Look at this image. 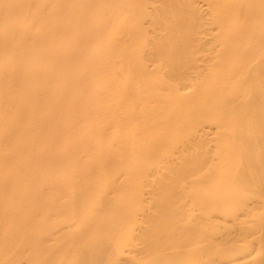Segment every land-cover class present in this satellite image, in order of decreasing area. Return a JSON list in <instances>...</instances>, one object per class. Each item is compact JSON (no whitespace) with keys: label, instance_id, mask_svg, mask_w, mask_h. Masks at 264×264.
<instances>
[{"label":"bare ground","instance_id":"1","mask_svg":"<svg viewBox=\"0 0 264 264\" xmlns=\"http://www.w3.org/2000/svg\"><path fill=\"white\" fill-rule=\"evenodd\" d=\"M12 1L13 0H0V19H1L0 23L3 24V26L0 28V50H1V53L5 49H6V51L12 52V56L10 58H3L0 56V69L2 67H4L6 69L4 72H0V109H2L1 117H5V116L9 115L12 109H16L17 115H20L23 112L33 113V111H31V109L29 110V108H31V107H29L30 102H33V101H34V103L39 102L41 107L44 106L43 101H45L44 99L46 97V95H45L46 93L35 88L36 87L35 82L37 83L38 77L40 75L43 76L42 70L41 69H30V68H32L38 64V61H36L33 58L34 55H38L40 58H48L49 57V53L48 52L45 53L44 49H42L41 51H39V50L41 49L42 43L44 41L50 40L51 36H50L49 32L52 33L54 31L53 28H57V30L58 29L60 30V27L58 28L59 25H57V27H56V23H55V27H53L52 30L49 26L47 29L41 28L40 31L38 32L37 36H36L33 32H31L32 25L30 23L28 25L27 23H22L23 20H18V19L12 18V16H11V9L13 7ZM22 1H23L24 10L25 11H31V13H32L29 20H32L33 22L38 21L37 24H39L41 26H45L44 22L47 18L46 17L47 13L45 12V9H46L45 0H22ZM50 1L52 2V0H50ZM107 1H109V2H107ZM107 1L106 2L108 3V7L106 6L107 5L106 3H105V6H104V3L102 5L101 0H92V4L96 5L94 7L96 9L98 8V6H100V7L104 6L103 9L99 8V11L101 9L100 12H105V11L110 12L109 10H112L111 11L112 12L111 18L113 19L112 20L113 23H110V22H112L111 20L110 21L107 20V22L109 21L108 22L109 26H108L106 24V22L104 21L107 16L104 18L103 15L98 13L99 15H101V16H99L97 14L99 17V21H101V22H98V21H97L98 23L95 22L97 24L95 26L96 27L99 26V27L96 28L95 30H93L95 28L94 27L91 30V32L94 31V33L95 34L97 33V35H101V33L103 35L105 34V41L107 40V42H108L107 43L108 49H109V51L113 50V54L111 53L112 54L111 56H109L110 53L107 55V56H109L108 58L111 60L110 61H109V59H106V60L108 61V63L111 62V64L113 65L112 66V65L108 64L107 66L108 67L109 66L110 67L115 66L113 69L112 68L111 69L115 70L116 72L115 71L113 72L110 69H108L109 71H107V73L109 75V77H107L108 82H109L108 83L109 86L107 85V87H108V89L110 88V93H107V96H108V94H109V96H115L114 94H116V95H118L120 102L119 103H118V101L116 102L118 109L115 108L112 104V107H114L115 109L118 110V111L115 110V112H117V114L114 111H112L113 108L110 107V108H112V110H111V112L109 111L110 109L108 110L110 113L108 112L109 116H107V117L108 118L111 117L114 119V121H112L114 123V125L112 124L114 127L117 124H129V125H131L132 133L130 132L128 137L125 136L123 138H118V137H116V135L113 131L110 132L111 134L108 132L110 135L108 133H107V135H109L110 138L113 139V141L116 140L117 143L128 144V148H127L125 153H123V154L118 153V155L117 154L115 155V153H114V156L110 155L108 153H105L103 155L100 154L98 160L100 161V158H102L103 159L102 163L104 162V159H105V162L107 161V163H111V162L117 161V159L120 157L122 160L120 162H118L116 165H113L114 171H115V169L128 171V170H130V166L133 165V167L137 166V168L138 169L140 168V170L141 169L144 170L145 168L147 169V167H148V169L146 171L148 173H151V175H153L154 171L151 172L152 171L151 168H153V167H159L160 168V166H158V164L156 166L157 161H159L158 158L160 159V157L163 156V154H164V157L166 156V154L171 156L172 154H170V152L175 151L174 149L176 147L174 146V149H173V147L170 145L169 141H167L169 143L168 147L170 146V148L173 151H170L168 153L167 151L163 152V150L161 149L163 153L161 152L162 154H159L161 156L157 157L158 154L155 152H158L159 148L157 149L155 146V143H157V140L151 134V132H152L151 128H154L155 126L157 127V124H159V125L164 124V122H166L165 124L169 125L170 121H168L167 119L173 120V118L174 119L177 118L178 114H179L177 112V110L179 109V106H182L181 104L184 103L188 106L186 107V105H184L185 107L182 106V108L184 107L185 109L186 108H188V109H186L187 111L184 113H182L183 111L180 110V112H181L180 114H183V116L181 115L182 117L180 116L181 117L180 119H182L181 122H183L184 125L187 126L186 127L187 131L191 129L190 131L192 133L189 132V133H187L188 135L186 134L188 137L185 136V137L179 139L178 144H181V147H182V150H179V151L180 152L182 151L184 153L185 149L188 150L191 147L193 149L194 147L197 146V148L199 147V149L201 147H205V149L203 148L204 150L200 149V151L203 152L202 154H204V152H206L205 154H207V149L209 151H211V150L213 151L214 149H216L215 148L216 145H215V147H212L213 149H210V147L208 146V142H210L211 140H215L213 142L223 141V142H221L222 143L221 145L226 144V150L227 151L224 150L225 146L221 147L219 142H218L219 144L218 143H215V144H218V147L220 148V150L222 148V150H224L225 152H229V153L222 152V150L220 151L219 148H217L220 152V154H218V151H217L218 157H219V155H222L219 158L223 157L220 160L223 161V159L227 160V158H228L230 160L232 158L233 159L235 158L234 159L235 161L239 160L240 162L236 161V163H234L235 161H233V159H232L231 160L232 162L230 161L231 162L230 166L228 165V162L226 163V166L227 167L229 166V168H231L230 169L231 173H230L228 171V168L224 167L225 161H223V163H222V165H223L222 167H224V169H223L221 167L220 163L217 164V161L214 160L216 162V164L211 165V166L209 165L210 167H213L214 168L213 169V168H210L208 166L209 162H208V164L206 163L207 162L206 160H208V159H206L207 155H204L206 157L205 158L204 156L201 157L202 154L201 155H197V154L193 155L192 154L193 157L195 156L194 158H191V156H189L190 158L187 157L190 160L194 159L193 160L194 162L192 164H191L192 160L190 162H188L189 159H187V163L190 166V168L188 165H187L188 167L185 164L184 165L186 166V169H191V170H189V172L192 171V172H190L191 174L193 173V171L196 172L193 175L194 176V180H193V179H191V177L193 178V176H191L189 174L190 177H188V176H186V174H184L182 172V170H183V171H187L185 173H188V170H184L185 168L183 167L182 163L183 162L185 163L186 160L185 161L182 160L180 155H179L180 158H178V157H176V158H178L177 162H180L179 163L180 166H178L177 162H175L173 164H175V165L177 164V166L179 167L178 169L182 172V175H184L183 178L180 177L182 175H180L181 172H179L178 169H175L176 171L175 170L174 171L175 172L178 171V173H179L178 176L180 178H182V180L183 179L187 180V179H185V176H186V178L192 180V181L189 180L190 182L188 181L189 182L188 186H189V184L192 186L191 187L189 186L190 189L188 187L187 191H186L187 184H186V186L183 185L187 182H182V185L184 187H186V188L183 187L185 189V192H182V193L183 194L185 193L184 195L190 193L189 195H191V197L196 196V198L188 199L189 195H187L186 199H185V196L183 195L181 200H183V199L189 200V201L193 200L192 201L193 204L192 203H190V204H192L194 206L195 205L194 199L199 200L197 197V193L202 188V185L201 186L199 185L200 181H201V184L203 182L204 183L206 182L205 183L206 187L210 186L209 185L210 182L208 181V179H207V181H208L207 182V181L203 180V177H201V176H203L202 171L205 170V169H203L204 166H208L209 168L208 167H206V168L209 169V171L211 170L210 175H209V172L207 171L208 174L205 173L204 176L208 175L206 177L210 178L211 176L213 177L214 174L216 175L213 177L212 180L210 179L212 185L214 183L212 181H214L215 179L217 180L219 178V179H221V182L223 180V184H225V182L230 181V178L233 175H236L235 178L236 177L238 178V176H239L240 181L238 182V180H236V179H234V180H236V182L239 183L240 185L237 184L233 180H231L232 182L230 181V183H234V185H235V187H237V189H241V190L243 189L244 190V191L243 190L242 191L233 190L234 187H232V186H234V185L231 184L230 189L232 188L233 194L230 195L231 192L230 193L226 192L225 193L226 196H222L223 195L222 194L221 197L217 199L215 197H216V195H219V194L216 193L218 190L217 189L215 190V188L219 187V186H216L217 184H220V183H217L220 181V180H218L214 184L215 187L211 185L212 187H209V189L207 187L206 188L207 190H205L206 192L208 190H210L209 191V194H210L211 189H212V191L214 189L212 196H215L214 197L215 199L211 198V196L208 197L209 196L208 194H207L208 196L205 195L206 192L204 190H202L201 193L199 194L200 196L199 195L198 196L201 197V194H203V193H204V195H202V197H201L202 199L200 198L201 199L200 202L198 201V203H199V204L197 203L198 206L195 205L196 210L197 209L200 210V213H198L199 210H197V214H196V215H198L199 218L197 217L198 218L197 219L196 217H193L192 221L197 220L195 223L193 222L194 223L193 225H191V224L189 225V223H188V225L183 223L182 225H180L181 226L180 227L179 225H177L180 223V222L178 223L177 216H178V214H180V213H178V211L181 207L178 206L179 207V208L177 207L178 211H176L177 210L176 206L180 205L182 202H184V200L181 201L179 198H177L179 196V195L177 196V193L178 194L181 193V191L178 190V188L182 189L181 186H179L181 184H178L176 187H173V185H172L173 183H170L169 187H167L168 186L167 182H165L162 177L161 178L163 180L159 177V179L158 180L156 179V180L157 181L162 180L163 182H165V184L167 186L160 183V182H159L160 183V185H159V183H156L155 182L156 180H155V181H153V184H152L153 188H155V189L158 188L157 187L158 185L160 186L158 189H160L162 187L165 188V186H166V188H168V189L170 188L169 191L172 192V190H174V192L171 193L168 191L167 192L168 195H166V197L164 195H161V194H163L162 191H165V190H162V191L160 190L161 192H159V190H158V192L156 194H158L159 196L161 195L162 198L165 197V200H170V202H172L171 200L175 201V198H177L176 200L179 199L178 201H180V203L177 202L178 204L176 206L174 205V202L171 203L175 206V207H171V209L174 208V210L176 212L173 209L172 210L170 209V204H169L170 202H166V204L167 203L169 204V208L168 207H166V208H168L169 211H174L173 214H175V213L177 214L176 215L177 220L175 219L176 220L175 223L179 227L176 226L175 229H172L175 226V223H174V224H172L174 226H171L172 228L170 230H169L170 226L166 227V228L169 227L168 229H166L165 227H160L159 230H161L162 233H160V232L158 233L156 230V231H153L151 233L147 232V235L141 234L140 238L143 239V240L141 239L142 242L145 241V243H141L143 248L142 247L138 248L139 246H137L138 249H136V246H134V247L131 246V245H134L133 243L132 244L130 243V245H129L130 247L127 245V247H125V248H127L128 250H130L132 252L135 251L137 255H139L140 253L141 254L145 253V254L151 255V257L148 255L147 256H148V258L150 257L151 259H154L153 263L152 262L150 263V260L147 259L146 255L145 256L143 255L144 257H146V259L145 258L144 259L148 260L149 264H167V263H171V260L174 261V260H178V259H180L179 261H183V262L185 260L186 261L185 263L188 262L189 264H222L224 262V260L221 261V259H224V257L221 256V255H223V253L220 251V249L219 250L217 249L218 251H216L215 249L217 247L214 248L215 246H218L217 245L218 243H220L221 236L219 237V239L218 238L207 239L206 238L207 235L203 231L204 228L206 229V227L208 228L209 225L214 224L215 222H212L211 219L215 220V217L218 218L217 217L218 215L228 216L227 214H229V217H231L233 219L234 217L235 218L237 217L236 212H238V211H242L247 215L248 213H251L254 209H257L259 206L264 205V200L262 199V197L264 196V0H195V2H194V0L193 1L192 0H186L187 2L185 0H179L181 2H178L177 0H153V1L150 0V4L154 1L155 2L160 1V2H158V3H160L159 7H160V5H162L160 8L157 7V8H159V10L156 8L158 11L153 9L154 11H156V15L153 14L155 12L152 11V9L150 10L149 7L148 8L145 7L147 9H144V6H146L147 4L149 5V2H146L148 0H107ZM197 1H199L201 4ZM53 2H54V0H53ZM177 2H178L177 7H178V5H179V7L177 9V12H175L178 15V17L176 18V17H174L176 15H173V11H176L175 8H177V7H174V6H176L175 4ZM191 2H192V5H191ZM193 2L199 3V6L197 7L196 4L193 5L194 4ZM181 3L184 4V6L185 5L186 6L185 7L181 6ZM55 6H58L57 12L55 11V9H57V8L54 9ZM153 6L154 5H152L151 7H153ZM193 6H194V8H193ZM195 6L197 7V9L199 8L200 11H198L195 8ZM106 7H107V9H106ZM180 7H182V8L180 9ZM153 8H155V6ZM53 9L58 14L59 13H63V14L67 13L62 8L61 5H58V4L55 5V3L52 6V13H53ZM104 9H105V11H104ZM148 9L151 12H153L151 16L154 15L157 17V18L154 16L151 17L152 19L156 18L154 20L155 22H158V21H161V23L164 22V24H165L164 26L168 28V29H166L165 27L163 28V26H162L161 32H163L164 29H166V31L167 30L169 31V29L170 30L174 29L173 31L175 33H173V34H175L177 36L175 37V35H174L175 38H172L173 35H172V37L169 35V37L172 38V41L166 42V44H165V39L168 40L167 38H165L166 36H164L165 39L164 38L159 39L161 35H166L164 33L159 35V38L154 37V34H153V36H152V34L150 35V39L147 38L145 31L150 29V28H148V24H147L148 29L146 28V25L144 26L145 28L142 27V25H144L143 23L146 24L145 21L142 22L141 25H139L137 22H135L136 23L135 24L136 26L134 25L135 27L132 25V24H134L133 21H132L133 23H130L133 18L137 17L136 14H139V13L144 14L143 15L144 18L145 17L147 18L148 12H146L144 10L148 11ZM181 11L183 12L182 16H180L182 14ZM111 12L108 15H110ZM171 12H172V14H171ZM56 13H54V14H56ZM67 14L69 15V13H67ZM140 14H139V16H140ZM150 14L151 13H148V15H150ZM61 15L62 14H60L58 16L60 17ZM78 15L80 17L81 13H78ZM165 15H167V16H165ZM172 15L174 18H172ZM52 16H53V14L51 15V17ZM168 16H170V17H168ZM48 17H49V15H48ZM64 17H61V18L64 19ZM163 17H165V19L167 18L166 19L167 22L164 21L165 19H163ZM100 18L101 19L104 18V19L100 20ZM171 18H172V20H171ZM148 19L150 20V18H148ZM148 19H146L147 22H149ZM170 20H171V22H170ZM52 21H54V20L52 19L51 22ZM102 21H104V22H102ZM140 21H143V20H140ZM154 21H153V23L151 22V24L154 25V23H155ZM109 23L112 25H110ZM129 23L132 25L133 28L132 27L129 28V26H131ZM60 24H61V22H60ZM170 24H172L171 25L172 27H170ZM186 24L190 25L191 28L187 29L188 34L185 32V34H187V38L184 39V38H182V36L184 35V30H186V28H184ZM61 25H63V23ZM149 27H150V25H149ZM154 27H158V26L154 25ZM160 27L161 26H159L158 28H160ZM152 28H153V26H152ZM62 29H63V33H64V31L68 32V29H66V30H64V28H62ZM144 29H146V30H144ZM57 30L55 29V31H57ZM143 30L145 33L143 32ZM97 31H99V32H97ZM149 31H147V32H149ZM155 31L156 30L154 29V32ZM159 31H160V29H159ZM12 32H15L16 34L13 35ZM59 32L62 33V30ZM161 32H159V34ZM32 33H33V35L36 36L37 40H35V36L31 35ZM165 33H167V32H165ZM156 34H158L157 31H156ZM168 34H169V32H168ZM168 34H167V36H168ZM131 36H136V38H139V37L140 38L135 39L136 42L133 41V39H132V41H129V43H127L128 38L130 37V39H131ZM151 36H152V38H151ZM80 37H82V36H80ZM83 37H85V35H83ZM87 37H86V41H87ZM144 37H146V39H143ZM31 38H33V41L30 40ZM92 38H90V39H92ZM140 39H142V41H140ZM84 40H85V38H84ZM137 40H139L142 43L137 42ZM82 41H83V38H82L81 42ZM84 43L87 45V43L85 41H84ZM98 43H99V41H98ZM130 43H134L133 44L134 46L132 44H131L132 46L129 45ZM2 46H4V47H2ZM138 46L145 47V48L147 47L146 49H150V50L152 49V51H150L148 53L145 52V54H144L143 52H141V48H139ZM165 46L169 47V48L166 47L167 50H170V49L173 50V48L174 49L178 48V49H177V51L175 50V52H174V50H173V52L172 51L171 52L170 51L165 52L166 51ZM171 47H173V48H171ZM145 48L142 50L147 51ZM181 48H183V49H181ZM163 50H165V51H163ZM30 53H31V55H30ZM54 54H56V53H54ZM54 54H53V56H54ZM60 54L61 53H59V55H56L59 57V59L55 58V59H58V61L60 60V62H57L58 64H60L62 62L61 61V57H62L61 55L62 54L61 55ZM90 54H91V51L89 53H86L85 57L89 58ZM63 57L64 58H62V59H65V56H63ZM50 58H51V56H50ZM79 58H80V56H79ZM70 60H68L67 62H70ZM159 60H161V62H162V60L165 61L164 62L165 64L166 63L168 64L170 61H171V63L168 64L169 67L166 65L168 68H170L169 74H168L169 76H165L166 74L163 75L164 71L165 72L168 71V68H167V70H164V69H166L164 67L163 68L164 71L160 72V73H163L161 76L162 79H160L158 77L157 78L159 80H157V81L156 80L154 81V79H153V81L155 83H157V85H156V84H154V82H151L152 81L151 78H150L151 81L148 79L149 76L147 75V72H149V71L147 70V61L152 63V64H155V63L157 64V62H159ZM172 61H174V62L177 61V62L173 63ZM55 62H56V60H55ZM62 63L65 64L64 61ZM150 63H149V66L152 65ZM156 64H155V66H157ZM25 67H30V68L24 70ZM116 67H118V68L115 69ZM161 68H162V66H161ZM161 68L159 70H161ZM154 69L157 70V68H154ZM219 71L220 72L224 71V72H223V74H221V73L219 74ZM127 72L128 73L130 72L129 75L132 73L131 79L134 80L135 86L138 87V88L136 87L137 90L140 88L143 91H145V92L142 91L143 96L145 95L144 93H146L144 98H146L147 96L150 97V98H147V100L148 99L149 100L148 101L146 100V103L141 101V103L143 105H141L139 108L134 104L136 108L133 107L134 108L133 109L131 107V109H132L131 111L128 110L129 108H128V106L126 107V104H125L126 103L125 100L127 99L126 98L127 91L125 89H127L128 86H127V88H125L127 84L125 85L124 78H125L126 82H127V78L124 77V75L126 76ZM151 73L153 74V72H151ZM40 77H39V80H40ZM165 77H166V79H167V77H171V79L168 78L169 80L168 79L164 80ZM157 78H155V79H157ZM69 79L67 78V80H69ZM29 80H30V82H29ZM170 80H173V81L170 82ZM176 82L178 83L179 86L175 85ZM132 83H133V81H132ZM173 83L175 85L174 87L176 88L175 90H172ZM130 84L131 83H129L128 85H130ZM179 87L186 91L184 93V96H182L183 92L178 93V90L182 91V89H179ZM140 89H139V93H140ZM160 89H163L161 91H164L165 89H166L165 91H167V90L168 91H167V93H162L159 91ZM132 91L133 92L135 91L133 94L136 93V89L135 90L133 89ZM142 92H141V94H142ZM137 95H140V94H137ZM137 95H135V96H137ZM185 95L187 97H185ZM141 96L142 95L137 96L138 98L136 100H133L137 103L138 106L140 105L139 101H140ZM180 97H182V99ZM132 99H135V98H132ZM164 99H166L169 103H167V105H163L161 107L164 110L171 107V110L163 113L160 109L155 108L156 105H153L151 103H153V100H155V101L157 100V102H159V100H160L161 101L160 103H162V102H165ZM133 101H132V105H133V103H135ZM149 101L150 102L152 101V102L150 103ZM114 105H115V103H114ZM156 107H158V106H156ZM174 112H177L178 114L176 115V113H174ZM173 114H175V116ZM111 118H110V121H111ZM47 119L48 118H45V119L38 118L32 123H24L23 124L19 120V118H17L16 123L3 125L5 129L0 130V147L3 146L4 144H7V143H13V144L18 145V147L20 149L19 152L27 153L28 143L24 142L23 140L17 139L15 136H18V135L24 136V135H26V132L29 131L30 129H37L39 127L41 128V127H46V126L48 127L49 125L51 127H54V126H52L53 124H55L52 121L53 119L51 118L52 119L51 120L49 118L53 123ZM167 121H168V123H167ZM177 121H178V119H177ZM57 123L58 122H56L55 127L57 126ZM178 123H179V121H178ZM134 125H138L140 127V131L142 132V138L144 139L143 144L135 142L136 139H139V138L142 139V138L139 135H138L139 137L137 136L138 138L134 136L136 134L133 135V132H135V133L139 132V130H137V129H139V127L136 129L137 126L134 128ZM170 125L172 126V122L170 123ZM156 127L153 130L155 133H156L155 130H157ZM149 128L151 129V131H149ZM168 128H170V127H168ZM173 128H175V127H173ZM134 129H136L138 132H136V130H134ZM229 131H231L232 134L229 133ZM234 131H236V132L234 133ZM57 133L60 135L59 132H57ZM227 133H229V136L232 139L231 140L229 138L231 140V143H230V140L228 139V136H226V137L229 140V142H228V140H226L225 135H227ZM233 133L235 135L231 136V135H233ZM220 134H222L223 137L220 136ZM168 135H169V133H167V137H168ZM160 136H162V135H160ZM164 136H166V132H165ZM220 137H221V139H220ZM218 138H219V140H217ZM167 139H169V137ZM142 141L143 140H141V142ZM226 141H227V143H225ZM210 143H212V142H210ZM228 143H229V146H227ZM238 143L240 146L243 147V148H241L239 153L235 152V151L239 150V149L236 150V145H237V148L239 146ZM161 144H162V142H161ZM152 145L155 148H153ZM156 145H158V144H156ZM175 145H177V144H175ZM149 146L152 147V149H154V150L148 151V149L150 150V148H147ZM178 146L180 148V145H178ZM206 146L209 148H206ZM168 147H167V150H168ZM144 148H145L144 151H146L147 152L146 154H148V156H147L148 159L149 158L152 159L151 162H153V158L156 159V157H157V160L154 162L155 166L153 163L151 166L150 162H149L150 163V166H149V165H147L146 161H144V162L142 161V160H147V162H148V159L146 157H144V156H146L145 152L143 151ZM146 148H147V150H146ZM138 149H140V150H138ZM141 149H142V152L144 153V155H142L143 153L141 152ZM129 150H130V152H129ZM194 150H196V148ZM180 152H179V154H180ZM221 152H222V154H221ZM177 153H178V151H177ZM183 153L181 155H184ZM186 153H187L186 156L190 155V153H188V152H186ZM211 153H208V154H211ZM224 153H225V155H224ZM156 154H157V156H156ZM174 154L172 156L175 157L176 153H174ZM213 154H215V151ZM127 155H130V156L127 157ZM141 155H142V157H141ZM215 155H212V158H211V155L208 157H210L209 159L212 160L213 156L215 157ZM228 155H229V157H228ZM230 155H232V156L235 155V156L231 158ZM237 155H238V157H241L240 159L243 162V166L241 165L242 167L240 166V164H242V162L239 158L236 157ZM46 156L49 159H52V158L54 160L59 159L58 158L59 154L56 152L47 151ZM177 156H178V154H177ZM226 156H227V158H224ZM113 157H115L116 160L113 159ZM116 157H118V158H116ZM218 157H216V158H218ZM55 158H57V159H55ZM167 158L170 159V157H168V156L166 157V162H167V160L169 161V159H167ZM176 158H175V160H176ZM53 159H52V161H54ZM127 159H133L134 161H136L137 159L138 160L136 162L130 161V165H128L129 162H128V164L124 163ZM179 159H181V160L179 161ZM14 160H15V156H11L9 154H0V167L3 165V168L5 170V169H7V167L9 165H11L12 162H14ZM139 160H141V161H139ZM161 160H162V157H161ZM30 161H31V165H35L33 167V169L35 171H38L37 164L40 163L41 161H39L35 157H31ZM181 161H182V163H181ZM204 161H206V162H204ZM214 161L212 160L210 162V164L212 162L214 163ZM169 162H172V161H169ZM237 162H239L240 164ZM173 164L171 165V168H172ZM234 164H236V165L238 164L241 168L237 167L238 165L236 166ZM167 165H170V164H167ZM181 165H182V168H181ZM219 165H220V167H219ZM232 165H234V166L232 167ZM216 166H218V167H216ZM149 167H151V168H149ZM93 168L96 171V168L95 167H93ZM159 168H158V172H160ZM168 168H169V166H168ZM225 168H227L226 172L230 175H228L225 172ZM237 168H239V169H237ZM92 169L90 168L89 170H92ZM132 169L134 171H137V170H135L136 168H132ZM200 169H203V170L201 171ZM234 169H237V170L233 174L232 172L235 171ZM140 170H138V171H140ZM171 170L173 171V169H171ZM212 170H214V172H215L214 174H212L213 173ZM219 170L221 173L220 177L217 175V173H219L218 172ZM232 170H234V171H232ZM174 171L172 173L173 174L172 178H174V176L177 175V174L174 175L175 174ZM166 172H167V170H166ZM204 172H206V171H204ZM85 173H86V171L79 172L77 175H75V177L80 176L79 179H81L82 177H84V176L86 177L89 174L94 175V171H90V173H86L88 175H84ZM123 173L124 172H121L120 174H123ZM142 173H143V171H142ZM170 173H171V171H170ZM201 173H202V175H200ZM166 174L165 175L163 174V176L166 177ZM195 174H196V176H198L200 178H197L195 176ZM168 175H169V173H168ZM171 175H169L168 177L170 178ZM90 176H88V180L90 179V181L94 183V184H92L90 182V184H92V186L90 185V187H92V188H89V189L93 190L91 193L87 192L88 190H86V192H85L84 191L85 189L79 188L80 187L79 185H81V183L83 182V181H81L83 178L81 180H78V177H77L73 180L72 179L70 180V177H69L68 181L65 182V184H64L63 190L67 191V189H73L75 192L72 193L70 196L65 197L66 201L65 200L61 201L62 203L64 202L63 204L60 203V204L56 205L55 200L52 199L51 197L47 196L48 191L51 188L53 189V185L51 186V185L47 184L46 182H44V180H40V182H36L39 184L37 185V187L35 189L38 188V189H41V191H39V192L37 191L38 193H35V194L33 192L31 197L29 198V202H26V204L23 203L24 205L21 203H15L14 202V203H10L8 206H3L0 210V212L6 213V214L8 211H11L12 213L14 212L15 214H17L19 212V209L25 211L28 208V210H29L28 223L19 224L16 227V230L17 231H26L27 229L29 231L31 230L32 234H30V235L32 237L35 236V239L38 241L37 243L36 242L35 243L37 245H39V248H38V246H37V248L34 247V249L31 248L30 246L27 247V245H28L27 243L31 244L30 241H32V243H33L32 239L30 241H28L27 243L25 241L20 240V239H16V238L11 236V234L9 232L11 229L7 228V226H4L1 228V233H3V234L0 237V244H1V247H0V254H1L0 264H18V262H19V264H21L19 259H21V258L26 259V257L28 258L27 264H56L55 263L56 259H58V258L61 259V254L63 255V253H60V251H59V250L63 249L62 248L63 245L68 244L70 246V243H73V245L77 244V242H78L77 237L75 240L76 243L74 242L73 237L76 235L79 236L81 232L77 233L75 231V225L76 224L74 222H69L67 224V228H69V229H67V231L70 230L68 232L65 230L66 228L64 230H62L60 228L62 231H57V232L50 231V232H45V233L43 232V233L33 235L34 224H35L34 222L37 219V212H38L37 208H40L43 211V213H48V212L54 211V213L57 212L59 214L68 215L72 218H75L77 216L80 217L81 216L80 212H82V210H83V207H81V209H80L81 202L83 201V198L86 196H90V195L93 196L92 194L95 193L94 191H98V190L100 191L99 188H101L100 186H101V184H103L102 183L103 180H101V181L94 180L93 181V178H89ZM122 176H120V178L117 176L119 179H122V180H117V179H114V177L112 178L110 176H107V178L105 177L104 179L105 180L107 179V183L104 182L105 180L103 181L105 183V185H103V188L106 187L105 191L109 192V189L113 188L114 190L112 189L110 191L115 192L116 188H119V189L122 187L126 188L127 184L121 183V181L126 182V179L124 180V178H123L124 176L123 177ZM227 176H231V177L228 178L229 180L227 179L228 181L224 182V180H226L224 178L225 177L227 178ZM33 177H35V176H33ZM108 177L112 178V179H108ZM168 177H166V178L168 179ZM179 177H177V178H179ZM233 178H234V176H233ZM85 179H87V178H85ZM133 179H134V177H132L130 179L131 181H129V183L130 182L132 183ZM136 179H142V177H137ZM254 181H255V185L257 186V190L251 191L247 187L249 184H253ZM87 182H89V181H87ZM113 182H115V183H113ZM192 182H193V184H192ZM198 182H199V184H198ZM250 182H252V183H250ZM36 183H33V184H36ZM111 183H113L114 185H112ZM127 183H128V181H127ZM154 183L156 185L157 184L158 185L156 186ZM204 183H203V188H205ZM41 184H43L45 187L43 188V186H40ZM106 184H108V188L110 187L108 190H106L107 189ZM147 184H149V183H147ZM168 184H169V181H168ZM196 184H197V186H196ZM223 184H221V185H223ZM229 184H225V185L229 186ZM93 185H94V187H93ZM119 185H122V187H119ZM129 185H132V184H129ZM50 186H51V188H49ZM112 186H114V187H112ZM136 186L137 185H135V187ZM147 186H150V185H147ZM239 186H241V188H239ZM46 187H48L49 189ZM87 187H89V186L87 185ZM87 187H86V189H88ZM140 187H141V185H140ZM221 187H220V189H221ZM153 188H149L148 192L150 193V191H152L150 189H153ZM191 188H193V189L191 190ZM244 188L246 190L248 189V191H246ZM57 189H59V187H57ZM155 189H154V191H155ZM168 189H166V191ZM147 190H148V188L146 189V191ZM193 190H195L196 192L195 191L193 192ZM225 190H226V188L223 191L225 192ZM0 191L10 192L12 195H14V197L16 195L15 198H18V196L22 195L18 191V184H16V183H8V184L1 185ZM146 191H145V193H146ZM166 191H165V194H166ZM177 191H179V192H177ZM237 191H239V192H237ZM106 192H104V190L101 189V193H106ZM108 192L106 193L107 195L109 194ZM148 192L146 194H148ZM191 192H193V194ZM220 192H221V190L218 191V193H220ZM240 192L241 193L243 192V193L240 194ZM67 193H68V191H67ZM159 193H161V194H159ZM170 193L172 195L174 194L175 198L172 196L174 199L170 196L171 195ZM194 193H196V194H194ZM228 193H229V195H227ZM156 194L154 192V194H153L154 197ZM148 195H147V197L149 199H150V197L152 198V196H151L152 194L150 196H148ZM158 195H156L157 197H155V198H158L159 197ZM104 196H105V194L103 195V197ZM110 197L111 196H109V199H110ZM147 197H144V198H147ZM139 198H141V197H139ZM101 199H105V198L100 197V200ZM107 199H106V204H105V201L103 200L105 207H107L108 204L110 203V201L108 202ZM147 199H146V201H147ZM140 200H143V199H140ZM153 200H154V198H153ZM230 200L231 201L234 200L237 202V203L235 202L236 205H233V206L228 205L232 208L234 206H236L234 209L231 208V210H230V207L227 209L225 208V207H228L225 205H227V202H229ZM58 201L59 200H57V202ZM143 201H145V200H143ZM149 201L152 202V199H150ZM189 201H187L185 203H188ZM111 202H113V201L111 200ZM113 203L117 204L116 199H115V202H113ZM185 203H183V204H185ZM166 204H164V205H166ZM112 205H115V204H112ZM164 205H162V204L158 205L157 207H159V210L155 209V210H157V211H155V214L160 215L161 214L160 212H162L163 215H160V216L162 218H165V217L168 218V215H169V217L171 215H170V213L167 214L166 211H168V210H166ZM115 206H117V205H115ZM186 206L187 205L185 204V207ZM100 207L102 208L101 204H100ZM105 207H103V208L106 210ZM183 207H184V205L182 206L181 209H183ZM188 207H189V204H188ZM108 208L109 207H107V209ZM190 208H191V206H190ZM104 209H102V210L104 211ZM185 209H188V208L186 207ZM126 210L124 209V211H126ZM190 210L193 211L191 208V209H188L186 211L180 210L179 212H181V213L185 212L188 215ZM222 210L223 211L225 210V212L227 210H230V211H228V213L227 212L222 213ZM99 211H97V212H99ZM207 211H208V214L206 215ZM97 212H95V213H97ZM122 212H123V210H122ZM128 212H130V211H128ZM157 212H159V213H157ZM132 214L133 213H131V216H132ZM211 214L213 215V217ZM187 215H185V216H187ZM196 215H194V216H196ZM207 216H210L211 222H209V217H207ZM224 216H221V217H224ZM152 217L149 216L148 220H150V218H152ZM157 217H156V219H154L155 218L154 217L153 218L154 220L152 219L157 224L156 223L152 224L153 222L151 221V224L152 225L156 224L155 225L156 227L158 224L161 225V219H159ZM178 217H180L179 219H181V217H182L181 214ZM170 218H173V216H171ZM204 218H206V219H204ZM231 218H229V219H231ZM94 221H95V219H94ZM36 223H37V221H36ZM37 224H39V223H37ZM37 224L35 225L36 227L38 226ZM207 224H208V226H207ZM167 230H169V231H167ZM55 231H56V229H55ZM111 231H112V233H114V232L117 233L116 229L112 228ZM255 231L259 233L258 236H253V235H255ZM163 232H165V233L167 232V233L165 234ZM201 232L204 235L201 234ZM65 233H67V234L70 233L71 235L68 234L69 236H67ZM125 233H128V232H125ZM236 233L235 234L237 236H234V237L240 238L241 240L242 239L245 240V239H247L249 237L251 238V236H253L251 238L252 240L249 238V241L251 243L254 242L257 245L264 247V226H260L259 229L254 230V231H253V229L252 230L247 229L246 231H244L240 234L238 232H236ZM52 236L54 237L53 240L55 241V243L56 242L58 243L59 240H61V239L62 240L67 239L69 241H68V243L65 242V244H63L64 242L61 241V242H63L62 243L63 245H61L60 244L61 242H60L59 243L60 245H57L56 247L53 246L54 245L53 242H51V244L53 243L52 246L49 245L50 243H48V245H47L46 242L49 239H51ZM65 236H66V238L64 239ZM115 236H116V234H115ZM218 236H219V234H218ZM68 237H70V238H68ZM117 237H119V236H117ZM55 239H57V240H55ZM36 240H34V241H36ZM84 240H81L80 242L82 243ZM106 241H103V242L101 241L98 243L96 241L97 244L94 243V246H90L93 244H90V245L86 244L85 246H84V243L80 244L79 247L81 248L82 252L84 253L83 259L81 260V264H87V263H85L86 260L88 261V264H102L103 259H107V258L114 259V262H116L115 264H118V263L121 264V263H125L126 260H128V262H130L129 258H130V260H133V259H131V257L135 258V254H133V253H131V257H129L130 254H129V256H127V254L130 252L128 250H127L128 253H125V252L122 253V249H125V248H122L123 243H124L123 239H120L118 241L115 240L116 242L111 240L112 242L110 241V243H108L109 240L107 242ZM230 241H232V239ZM114 242H115V244H114ZM198 242L200 243V246H198V247L196 246V248H194L195 247L194 246L191 249L186 248V246H188V245L191 246V243H198ZM235 242H236V240H235ZM111 243H113V246L116 245V248L114 246L115 249L112 247ZM232 243H234V242H232ZM12 244H14L15 247L11 246ZM141 244H140V246H141ZM214 244H216V245L214 246ZM235 244H233V246ZM237 244H239V242ZM45 245H47V246H45ZM68 245H67V247H68ZM119 245H122L121 246L122 249L120 248ZM124 245H126V243H124ZM195 245H197V244H195ZM8 246H9V248L11 247V249L15 248L19 252L21 251L20 254L18 251H16L17 252L16 254H18V255H16V256L14 255L13 259H8V255L6 254L7 251L10 250L8 248ZM25 246H26V248H25ZM59 246L61 247V249H59ZM219 246H220V244H219ZM219 246H218V248H219ZM67 247L65 246L64 249ZM117 247H118V250H116ZM174 247L179 248V250L178 249H177V251L175 249L172 250ZM27 248H28V250H27ZM111 248H113V249H111ZM52 250H53V253H51ZM136 250L137 251L139 250L140 253L137 252ZM204 250L205 251H207V250L213 251V255L210 259H208V257L204 258V256H205ZM46 251H47V254H49V255L46 254ZM49 251L51 254L48 253ZM54 251H56V252H54ZM108 251H110V252H108ZM41 252L42 253L44 252L47 257L44 255V253L42 254ZM62 252H63V250H62ZM111 253H113V254H111ZM39 255H41L40 258L44 255V257H46V259L43 257L44 260H42V258L40 260ZM248 256H249V254H248ZM1 257H4V258H1ZM262 257L263 258L260 259L262 261H260L259 263L257 261H255V263L257 262L258 264H264V255ZM17 258L19 261L16 263ZM142 258L143 257L141 256L140 259H142ZM243 258H244V256L242 257V260L245 259L244 262L241 259H240L241 261H239V260H237V258H235L236 259L235 264L236 263L239 264L238 261L240 263L242 262L245 264L246 263L252 264L253 260L249 261L247 259V261H246V258H244V259ZM225 259L228 261V258H225ZM226 260H225V262H227ZM117 261H119V262H117ZM230 261L227 262L226 264H229ZM145 262L147 263V261H145ZM225 262L223 264H225ZM25 263H26V261H25ZM59 263H61V262H59Z\"/></svg>","mask_w":264,"mask_h":264},{"label":"rangeland","instance_id":"2","mask_svg":"<svg viewBox=\"0 0 264 264\" xmlns=\"http://www.w3.org/2000/svg\"><path fill=\"white\" fill-rule=\"evenodd\" d=\"M106 1L107 0H101V2H102L101 4L103 5V3H104V6H105V3H106L107 4L106 6L108 7V3L107 2H109V1H107V2ZM177 1L178 2H181L179 0H177ZM52 2H53V0H52ZM52 2L50 0H45V3H46L45 4L46 5L45 6L46 7L45 12L49 15V17L46 14V17L47 18H46V20L44 22V25L45 26H41V25L37 24L38 21L37 22H33L32 20H29V18L31 17V14L32 13H31V11H25L24 10L23 1L22 0H13L12 1V5H13V7L11 9V16H12V18L18 19V20H23L22 23H27L28 25L30 23L32 25L31 32H33L36 36H37V34H38V32L40 31L41 28L47 29L48 26H49L51 28V30H52V28L55 27V23H56V27H57V25H59L58 28L60 27V30L59 29L57 30V28H53L54 31L52 33L49 32V34L51 36L50 40L44 41L42 43L41 49L39 50V51H41L42 49H44V52L45 53L46 52L49 53V57L48 58H40L38 55H34L33 58L36 61H38V64L36 66L32 67V68H30V67H25L24 68V70L25 69H29V68L30 69H41L42 70L43 76H41V75H40L41 77L39 76L40 77V80H39V77H38L37 83L35 82V86H36L35 88L46 93L45 94L46 97L44 99L45 101H43L44 106L41 107V105H40L39 102H35L34 103V101H33V102H30V106L29 107H31V108H29V110L31 109V111H33L34 114L33 113H28V112H23L22 114L17 115L16 114V109H12L11 112H10V114L7 115V116H5V117H1L2 109H0V130L1 129H5L4 126H3L5 124L16 123V119L17 118H19V120L23 124L24 123H32V122H34L38 118H40V119L48 118L47 120H50L52 118L53 120L52 119L51 120L55 124L52 125L54 127H51L49 125L50 127L49 126L48 127L46 126V127H41V128L39 127L37 129H30L29 131L26 132V135H24V136L23 135L15 136L17 139L23 140L24 142L28 143L27 153L19 152L20 149H19L18 145L13 144V143H7V144H4L3 146L0 147V154H9L11 156H15L14 162H12L11 165H9L7 167V169L4 170L3 165L0 167V186L1 185H4V184H8V183H16V184H18V191L20 192V194H22L21 196H18V198H15L16 195L14 197V195H12L10 192L0 191V210H1V208L3 206H8L10 203H14L15 202V203H21V204L24 203V204H26V202H29V198L31 197V195L33 194V192L35 194V193H38L39 191H41V189H38V188H37L38 190L35 189L37 187V185L39 184V183H36V182H40V180H44V182H46L47 184H49L51 186L53 185V189L51 188V186L49 187L51 189L48 191L47 196H49L52 199H54L55 202H56L55 204L57 205V204L62 203L61 201H64V200L66 201V198L65 197H68L72 193L75 192L73 189H67L68 193H67V191L63 190L64 184H65V182L68 181L69 177H70V180L71 179L73 180V179H75L77 177H78V180H81L83 178L81 180L83 182L81 183V185H79L80 186L79 188L80 189H85L84 190L85 192H86V190H88L87 192H90L91 193L93 190H91L89 188H92V187H90V185L92 186V184H94V183L91 182L90 179L88 180V176L91 175L89 178H93V181L94 180H99V181L103 180L104 181L105 180L104 178L105 177L107 178V176H110L112 178L114 177V179H117V180H122V179H119V178H120V176L123 175L124 177L123 176L122 177L124 178V180L126 179V182H124V181L122 182L121 181V183L122 184H124V183L127 184L126 188L125 187H122V185H119V187H122L123 189L120 188L121 189L120 190L119 188H116L115 189V192H114V191H110V190L113 189L112 187H114V186L111 187L112 189H109L110 187L108 188V184H106V186H107V189L106 190L109 189V192L107 191L109 193L108 195L111 196L110 199H109V196L106 194L107 193L105 191V188L106 187L103 188V185H105V183H107V179L104 181L105 183L102 181L103 184H101V186H100L101 188H99L100 191L99 190L98 191H94L95 193L92 194L93 196L90 195V196L84 197L83 198V201L81 202V206H80V209H81V207H83L82 212H80V214H81L80 217L77 216L75 218H72V217H70L68 215L59 214L57 212L54 213V211H51V212H48V213H43V211L40 208H37V211H38L37 212V219L34 222L35 224H34L33 235H36V234H39V233H43V232L44 233L45 232H50V231H54V232L62 231L65 228H66L65 230L67 231V229H69V228H67V224L69 222H74L76 224L75 225V231L77 233L81 232L79 236L76 235V236L73 237L74 242H75L76 237H77V240H78L77 244L73 245V243H70L69 242L71 247L68 244H65V242L68 243V241H69V240L65 239L66 236L64 237L65 240H62L61 239V240H59L58 243L56 242L57 244L53 240L54 237L52 236L53 237V238L51 237L52 240L49 239L48 240L49 242L47 241L46 244L48 245V243H50L49 245L52 246L53 243H54V245H53L54 247H56L57 245H60V244L61 245L65 244V245H63L64 247L65 246L67 247V245H68V247L65 248V249L62 246L63 252H62V250H59L60 253H63V255L61 254V259H59V258L56 259V262H55L56 264L57 263L58 264H81V260L83 259L84 253L82 252V250L79 247V245L82 244V243H84V246L86 244H89V245L90 244H93V245H90V246H94V243L97 244L98 242H101V241L103 242V241H106V240L108 241L109 240L108 243H110L111 240L118 241L120 239H123L124 240L123 242L126 243V245H124V243H123V247L122 248H125V247H127V245L129 246L130 243L131 244L133 243L134 245H131V246H133V247L136 246V249H138V248L142 247V244L141 243H145V241L142 242L143 239L140 238V235L141 234L142 235H147V232L148 233H151V232L156 231V230H157L158 233L159 232L162 233L161 230H159L160 227H165L166 228L167 226H170V228L168 227L169 230H170L172 228L171 226H174L172 224H174L177 219H178V223L180 222L179 224H177L179 226L182 225L183 223L184 224H187V225H188V223H189V225L190 224L193 225L197 220L196 221H192V219H193V217H196V218L198 217V215H196V214H197V210H199V209L196 210L195 205L198 206L197 203H198V201L200 202V200L202 199L201 197H202V195H204L203 192L205 190H207L206 188L208 187V189H209V187L214 186L215 182H217L218 180H220V181L217 182V183H220V184H217L216 185V186H219V187L215 188V190L216 189L218 191L221 190V192H222L226 188L225 192L223 191L224 193L223 192L222 193L221 192L218 193V191L217 192L215 191L217 194L220 195L219 196V195H216L215 194L216 195V197H215V196H212L213 195V192H214V189H213V191L211 189L210 194L211 193L212 194L210 195L209 194V191L210 190H208L207 191L208 193L205 191L206 192L205 195L208 194L209 195V196L207 195L208 197L211 196V198H214L215 197V198L218 199V198L221 197L222 194H223L222 196H226V194H225L226 192H229V193L231 192L230 195H232L233 194V190H240V191L243 190V189L242 190L241 189H237V187H235L234 183H230L231 180H233L235 182H236V180H238V182H239L240 181L239 176H238V178L237 177L235 178L236 175H233L234 178H233V176L232 177L231 176H227V178L225 177L224 179H226V180H224V182L225 181H228L229 180L228 178L231 177L229 182H225V184H229L230 183L229 186L223 184V180L221 182V179H219V178L217 180L215 179L216 181L215 180L212 181V182H214L213 185L211 184L210 179L212 180L213 177L216 176L214 174L215 173L214 170H212L213 171L212 174H214L213 177L211 176L210 178H207L206 176H208V175L204 176V174L205 173L208 174V172H209V175L211 174V172H210L211 170L209 171V169H207L206 167H208L209 165L210 166L211 165H215L216 162L214 160L217 161V164L220 163L221 167L223 166L222 165L223 161H225V166L224 167H227L226 166V163L227 162H228V165L229 166L231 165V162H232L231 160L233 159L232 157H234L235 155L234 156L230 155L231 158H232L230 160L226 156L224 158H227V160L226 159L225 160L223 159V161L220 160L223 157L222 158H219L222 155H219V157L217 155V151H218V154H220V152H219L220 148L218 147V144L220 143V145H221L222 144L221 142H223V141L220 140L221 142L218 141L219 142L218 143L217 141L216 142H213L215 140H211L210 142H212V143L208 142V146L210 147V149H213L212 147H215V145H216V147H215L216 149H214L213 151L212 150L209 151L207 149V154H205L206 152H204V154H202L203 152L200 151V149L201 150L203 148L205 149V147H201L199 149V147L197 148V146L194 147L193 149H192V147L190 149H188V150L185 149L184 150V153L182 151L181 152L179 151V150H182L181 144H178L179 139H181V138H183L185 136L188 137L187 136L188 135L187 133L191 132L190 131L191 129L187 131V128H186L187 126H185L184 123L181 122L182 119H180L183 116V114H180L181 113L180 110L183 111L182 113H184V112L187 111L186 109H188V108H186V109L184 108L185 107L184 105H186L184 103L181 104L184 107L182 108V106H179V109H178L179 111L177 110V112L180 115L177 112H174V113H176V115L178 114V117L177 118H175V119L173 118V120L167 119L168 121H170V123L172 122V126L170 125V123H169V125L168 124H165L166 122H164V124H161V125L157 124V127L155 126L156 129H157V130H155L156 133L153 131L155 129V127L154 128H151L152 129L151 134L157 140V143H155V146H156L157 149L159 148L158 152H155L154 151L155 153L158 154V156L156 154L157 157H160L161 155H159V154H162L164 151L165 152L167 151L168 153L170 151H173L170 148V146L168 147V144L169 143L173 147V149H174V146L176 147L174 149L175 151L170 152V154H172V155L174 153H176V156L175 157L172 156V155L171 156L170 155H167V154L164 157V154H163V156H161L162 157V160H161V157H160V159L158 158L159 161H157V163H156V166L158 164V166H160V168L159 167H153V168L149 167L152 170L151 172L154 171L153 172V175H151V173H148L146 171L148 169V167H147V169L145 168L144 169L145 171H144L142 169L140 170V168L138 169L137 166L136 167H133V165L130 166V170H128V171H126V170H119V169H115V171H114L113 170V165H116L118 162H120L122 160L120 157L119 158L116 157V158H118L117 161L111 162L112 164L111 163H107V161L105 162V159H104V162L102 163V160H103L102 158H100V161H99L98 159H99L100 154L103 155L105 153H108V154L114 156V153H115V155L116 154L118 155V153L119 154L120 153L121 154L125 153L126 150H127V148H128V144L117 143L116 140L113 141V139H111L110 136H109L111 134L110 133L111 131H113L115 133L116 137H118V138H123L125 136L128 137V135L130 134V132L132 133L131 125H129V124H117L114 127L113 126L114 123L112 122V121H114V119L110 117L111 118V121H110V118L107 117V116H109V113L111 112L112 108H113L112 111H114V112H115V110L118 111L117 110L118 107L116 105V102L117 101H118V103L120 102L119 101V98H118V95H116V94H114L115 96H109V94L107 96V93H110V88L108 89V87H107V85L109 86V84H108L109 82H108V79H107V77H109V75H108L107 71H109L108 69H110L111 71L114 72L115 70H112V69L115 66L112 67L113 65L111 64V62L108 63V61L106 59H109L108 57L113 54V50H110L109 51L108 46H107V43L108 42H107V40L105 41V34L103 35L100 32L101 35H97V33L95 34L94 31L91 32V30L94 27L95 28L93 30H95L96 28L99 27V26L98 27L95 26V25H97L95 22H97V21L98 22H101V21H99V17H98L99 14L103 15L104 18L107 16L106 19L104 20L107 25H108V22L110 20L111 21L113 20L111 18L112 17L111 16L112 15V12H111L112 10H109L111 12L110 15H108L110 12L105 11V9H104L105 12H100L101 9L99 11V8H102L103 9L104 6H102V7L98 6V8L96 9V8H94L96 5H93L92 4V0H54V2L53 3ZM146 2H149V5L150 6ZM146 2L145 3L147 5L144 6V9H147L149 7L150 10L152 9V11H154L153 9H155V10L158 9L159 10V8L162 6V5H160V7H159V4L160 3H158V2H160V1H156V2L154 1L151 4H150V0H148ZM178 2L175 4L176 6H174V7H177ZM194 2H195V0H194ZM197 2H199V1H197ZM197 2L194 3L193 5L196 4L197 7H198L200 2L199 3H197ZM54 3H55V5H57V4L58 5H61L62 8L67 13H69V15L67 13L66 14H63V13H59L58 14V13H56L58 11V8H57L58 6H55L54 7V9L55 8H57V9H55L56 12L53 9V13H52V6H53ZM152 5H154L155 8H153L154 6L151 7ZM191 5H192V2H191ZM181 6L185 7L186 5L184 6V4L181 3ZM107 7H106V9H107ZM145 7H147V8H145ZM157 7H159V8H157ZM178 7H179V5H178ZM178 7L175 8L176 11H173V15H176V16H174L176 18L178 17V15L175 12H177ZM197 7L195 6L196 9H197ZM181 8L182 7H180V9ZM193 8H194V6H193ZM149 9H148V11L147 10H144V11H146L148 13H151L150 15H148V13H147V18L145 17L146 19L150 18V20L148 19L149 22H147V20L144 18V16H143L144 14H140L139 13L140 16H139V14H136L137 17H135V16H134L135 18L132 17L133 19L132 18H131L132 20L130 19L131 20L130 23H133L134 22V24H132L134 26L136 24L135 22H137L139 25H141L142 22L145 21L146 24L143 23L144 25H142V27H144L146 25V28H147V24H148V28H150V29L147 28L148 30L144 29V30H146L145 32H146L147 38L150 39V35L151 34H152V36L154 34V37L159 38V35H161V34L164 33L166 35H161L159 39H162V38H164V36H166L165 38H167L169 41L164 38L165 39V44H166V42L172 41V38H175L177 36V35L173 34V33H175L173 31L174 29L173 30H170L169 29V31L168 30L166 31V29H168V28L164 26L165 25L164 22L161 23V21H158V22H155L154 21L157 18L156 16H154V15H156V11H154L155 13H153ZM197 10L200 11L199 8ZM182 11H181L182 14L180 16L183 15V12ZM54 13H56V14H54ZM78 13H81V16L80 17L78 15ZM152 13L154 14L153 16L156 17V18H153V19L151 18V17H153V16H151ZM52 14H53V16L51 17ZM60 14H62L63 16L61 15L59 17L58 15H60ZM171 14H172V12H171ZM101 15H99V16H101ZM173 15H172V18H174ZM165 16H167V15H165ZM61 17H64V19H62ZM168 17H170V16H168ZM51 18L54 21L51 22V20H52ZM101 18H100V20H103L104 19V18L103 19H101ZM172 18H171V20H172ZM163 19H165V17H163ZM166 19L164 21H166ZM107 20H109V21L107 22ZM140 20H143V21H140ZM171 20H170V22H171ZM104 21H102V22H104ZM153 21L155 22L154 23L155 26L157 25L158 27L159 26H161V27L160 28L154 27V25L151 24V22L153 23ZM0 22H1V19H0ZM60 22H61V24L63 23V25H61ZM110 23H113V21L110 22ZM110 25H112V24H110ZM132 25L129 26V28H131ZM149 25H150V27H149ZM171 25L172 24H170V27H172ZM2 26H3V24L0 23V28ZM152 26H153V28H152ZM162 26H163V28L164 27L166 28V29H164V31L167 32V33H165L164 31L161 32L162 31V29H161ZM61 27L64 28V30L68 29V32L67 31L66 32L64 31V33H63V29ZM184 28H186V30H184V35L182 36V38L186 39L187 38V34H188V30L187 29L188 28L190 29L191 27H190V25L186 24ZM55 29L57 31H55ZM154 29L158 32V34H156V31L154 32ZM159 29H160V31H159ZM61 30H62V33L59 32ZM144 30H143V32H144ZM147 31H149V32H147ZM97 32H99V31H97ZM159 32H161V33L159 34ZM168 32H169V34H168ZM185 32L187 34H185ZM12 33H13V35L16 34L15 32H12ZM33 33L31 35L32 36H35V35H33ZM167 34H168V36H167ZM83 35H85V37H83ZM169 35L171 37L173 35V37L171 38V37H169ZM174 35H175V37H174ZM36 36H35V40H37L36 39ZM80 36H82V37H80ZM152 36H151V38H152ZM86 37H87V41H86ZM82 38H83V41L81 42ZM84 38H85V40H84ZM88 38L89 39L92 38V39L89 40ZM139 38H136V36H131V39H130V37L128 38V40H127L128 42L127 43H129V41H132V39H133V41H135V39H139ZM143 39H146V37H144ZM30 40L33 41V38H31ZM84 41L87 43V45L84 43ZM98 41H99V43H98ZM140 41H142V39H140ZM140 41L137 40V42H140ZM140 43H142V42H140ZM131 44L133 45L134 43H130L129 45H131ZM2 47H4V46H2ZM138 47L141 48V52H143L144 54H145V52L148 53V52L152 51V49L151 50L150 49H146L147 47L146 48L145 47H141V46H138ZM166 47L167 46H165V50L166 51L163 50L165 52H169V51L170 52L171 51L173 52V50L175 52V50L177 51V49H178V48L174 49L173 47H171V48H173V50H171V49L170 50H167ZM144 48L147 51H145V50L143 51L142 49H144ZM167 48H169V47H167ZM181 49H183V48H181ZM90 51H91L90 57L89 58L88 57H85V54L86 53H89ZM0 53H1V50H0ZM52 53L53 54L56 53V54H54V56H53ZM59 53L62 54V55L60 54L62 56L61 57V61L62 62L64 61L65 64H63L62 62L60 64L57 63V62H60V60L58 61L59 57L56 56V55H59ZM108 54H109V56H107ZM30 55H31V53H30ZM0 56L3 57V58H10L12 56V52L6 51V49H5L4 51H2V53L0 54ZM50 56H51V58H50ZM63 56H65V59H62V58H64ZM79 56H80V58H79ZM55 58H58V59H55ZM55 60H56V62H55ZM68 60H70V62H67ZM110 60L111 59H109V61ZM164 62L165 61H163V60H162V62H161V60H159V62H157V64L155 63L157 65V66H155V64H152V63H150V62L147 61V70L149 71V72H147V75L149 76V78L148 77L147 78L149 80L151 78V80H152V81L150 80L151 82H154L155 80L156 81L159 80L158 78L162 79L161 76H162L163 73H164L163 75L166 74L165 76H169L168 74H169L170 68H168L169 67L168 64H170L171 61L168 64L167 63L165 64ZM172 62L173 63H176L177 61L176 62L172 61ZM149 63L152 64L153 66L152 65L149 66ZM108 64H110L112 66L111 67L110 66L108 67L107 66ZM161 66H162V68H161ZM164 67L166 68L164 70H167V68H168V71H166L167 73L163 70ZM117 68L118 67H116L115 69H117ZM154 68H157V70L154 69ZM160 68H161V70H159ZM5 70L6 69L4 67H2L0 69V72H4ZM151 72H153V74ZM160 72H163V73H160ZM223 72L224 71H222V72L219 71V74L220 73L223 74ZM129 73L127 72V74L125 73L126 76L124 75V77L127 78V82H126V80L124 78L125 85L127 84L125 88H127V86H128V88H127L128 90L125 89L127 91V93H126V98L127 99L125 100V102H126L125 104H126V107L128 106V108H129L128 110L131 111L132 110L131 107L133 108L136 105L139 108L141 105H143L141 103V101L144 102V103H146L147 98H150V97L147 96L146 98H144L145 95H146V93H144L145 95L143 96V92H145V91H143L140 88H139L140 89V93H139V89L137 90L138 87L135 86L134 80L131 79L132 78L131 77L132 73L130 75H129ZM67 78L68 79L70 78V79L67 80ZM155 78H157V79H155ZM168 78L171 79V77H167V79ZM153 79H154V81H153ZM167 79H166V77L164 78V80H167ZM132 81H133V83H132ZM172 81L173 80H170V82H172ZM29 82H30V80H29ZM129 83H131V84L128 85ZM154 84L157 85V83H155V82H154ZM175 85L176 86H179L177 82L175 83ZM175 85L173 83L172 90H175L176 89L174 87ZM133 89L134 90L136 89V93L137 94L142 95L140 97V101H139L140 102L139 103L140 105L139 106L133 100H136L138 98L137 96H140V95H137L136 93L133 94L135 92V91L134 92L132 91ZM179 89H182V88L179 87ZM161 90H163V89H160L159 90L162 93H167V91H168V90L165 91L166 89L164 91H161ZM141 92H142V94H141ZM181 92H183L182 93L183 94L182 96H184V93L186 91L183 90V89H182V91L181 90H178V93H181ZM135 95H137V96H135ZM185 97H187V96L185 95ZM132 98H135V99H132ZM180 98L182 99V97H180ZM132 101L135 102V103H133V105H132ZM164 101L165 102H162V103H160L161 102L160 100H159V102H157V100L156 101L153 100V103H151L152 101L151 102L149 101V102L151 104H153V105L158 106V107L155 106V108L156 109L157 108L160 109L164 113L166 111L168 112L169 110H171V107L170 108H167L166 110H164L161 107V106L167 105V103H169L166 99H164ZM114 103H115V105H114ZM112 104L117 109H115L114 107H112ZM187 106L188 105H186V107ZM110 107H112V108H110ZM115 113L117 114V112H115ZM173 115L175 116V114H173ZM177 119H178L179 123H178ZM55 121L58 122L56 127H55V125H56V122ZM168 121H167V123H168ZM135 127L137 129L139 126L138 125H134V128ZM168 127H170V128H168ZM173 127H175V128H173ZM136 129H134V130H136ZM151 129L149 128V131H151ZM137 130H139V132ZM137 130H136V132H138V133L133 132V135L136 134V135H134L135 137H137L139 135L142 138V132L140 131V127ZM57 132H59L60 135ZM165 132H166V136H164ZM235 132L236 131H234V133ZM107 133L109 135H107ZM167 133H169V135H168L169 139H167L168 138L167 137ZM229 133L232 134L231 131H229ZM229 133H227V135H225V137L228 136V139L229 138L231 139V137L229 136ZM234 133L231 136H234L235 135ZM160 135H162V136H160ZM220 136L223 137L222 134H220ZM220 139H221V137H220ZM228 139L226 137V140H228ZM141 140H143V141L141 142ZM217 140H219V138ZM229 140H228V142H229ZM231 140H230V143H231ZM167 141H169V143ZM135 142L136 143H142L143 144L144 143V139L143 138L142 139L139 138V139H136ZM161 142H162V144H161ZM215 143H218V144H215ZM225 143H227V141ZM156 144H158V145H156ZM175 144H177V145H175ZM178 145H180V148L181 149L179 148ZM238 145H239V143H238ZM222 146H225V149L224 148L223 149L226 150V144L225 145H221V147ZM227 146H229V143L227 144ZM239 146L237 148V145H236V150L237 149H239V150L238 151H235L234 150L235 152H238L239 153V151L241 150V148H243L242 146H240V147ZM152 147L155 148L153 145H152ZM152 147H150V146L147 147V148H150V150L148 149V151L154 150V149H152ZM167 147H168V150H167ZM209 147L206 146V148H209ZM147 148H146V150H147ZM195 148H196V150H194ZM217 148H219V150ZM161 149L163 150V152H162ZM138 150H140V149H138ZM144 150H145V148L143 149V151ZM221 150H222V148H221ZM224 150H222V152H225ZM47 151L58 153L59 154V157H58L59 159L55 158L57 160H54L52 158L54 160V161H52V159H49L46 156ZM177 151H178V153H177ZM214 151H215V154L216 155L213 154ZM129 152H130V150H129ZM141 152H142V149H141ZM144 152H145V154L147 153L146 151H144ZM179 152H180V154H179ZM186 152L190 153V155L186 156L187 155ZM222 152H221V154H222ZM182 153L184 155H181ZM208 153H211V154H208ZM225 153H229V152H225ZM225 153H224V155H225ZM177 154H178V156H177ZM192 154L193 155H195V154L201 155L202 154L201 157H203L204 155H207V158L205 156L204 157L206 159H208L209 161L206 160L207 162L206 161H204V162H206L207 164L209 162V164H208V166H204L203 167V169H205V170H203V169H200V170L201 171L203 170L202 171L203 176H201V177H203V180L204 181H207V179H208V181L210 182V184H209L210 186H207L206 187V185H205L206 182L204 183L202 181L204 183V185H205V188H203V183L201 184V181L199 180L200 181V184H199V182H198V184L200 186L202 185V188L203 189L200 187L201 190L197 193V197H198L199 200L194 199V202H195L194 203L195 204L194 206L192 205L193 204L192 203L193 200L192 201L191 200L190 201L189 200H185L186 199V196L189 195L190 193L189 194H186V195H184L185 193L184 194L182 193V192H185V189L184 188H186L183 185L186 186V184H187L186 191L188 190V187L189 186L190 187L192 186L190 184L188 186V183L190 181H192V180L186 178V176L190 177V175L193 176L194 173H196V172L193 171V173L191 174L190 172H192V171L189 172V170H191V169H186V166L188 165L187 159L190 158L189 156H191V158H194L195 157V156L193 157ZM142 155H144V153ZM142 155H141V157H142ZM179 155H180V157H181L182 160H184V161L186 160L185 163L184 162L182 163V161H181L183 167L185 168V169L184 168L183 169L184 170H188V173H185L187 171H183L181 169L182 168V165H181V168L180 169L182 170V172L184 174H186L185 179H187V180H184L183 179L184 181L182 180V178H183L184 175H182V172L178 169L179 168L178 166H180L179 165L180 162H177L178 161L177 159L180 158ZM210 155H211V158H212V155H215V157L213 156V159H212L214 161V163L212 162L213 164L212 163L210 164V162L212 161L211 159H209L210 157H208ZM129 156L130 155H127V157H129ZM147 156H148V154H146V156H144V157H146L148 159ZM167 156L170 157V159L169 158H167V159H169V161H172V162H169L168 160L166 162V157ZM31 157H35L36 159H38L39 161H41L40 163L37 164L38 171H35L33 169V167L35 165H31V161H30ZM157 157H156V159L153 158V162H151L152 159H150V158L148 159V162H147V160H142V161L143 162L146 161L147 165H149V166H150V163H151V166H152V163L154 164V162L157 160ZM176 157H178V158H176ZM187 157H189V158H187ZM216 157H218V158H216ZM228 157H229V155H228ZM236 157L239 158V159L241 158V157H238V155ZM175 158H176V160H175ZM113 159H115V157H113ZM181 159H179V161ZM234 159H233V161H235ZM191 160L189 159L188 162H190ZM193 160L191 161V164L194 162ZM126 161L124 163H127L128 164V162H129L128 165H130V161L136 162L133 159H127ZM139 161H141V160H139ZM236 161H239V160H236ZM236 161L234 163H236ZM175 162H177L178 166H177V164L176 165L173 164ZM239 162H237V163H239ZM241 162H242V160H241ZM167 164H170V165H167ZM172 164H173V166L171 168V165ZM220 165H219V167H220ZM234 165H236V164H234ZM234 165H232V167ZM241 165L243 166V162H242V164H240V166ZM154 166H155V164H154ZM168 166H169V168H168ZM229 166L227 168H228V171L231 173V170H230L231 168H229ZM240 166L238 165L237 167H240ZM93 167L96 168V171L94 170ZM216 167H218V166H216ZM224 167H222V168L224 169ZM90 168L91 169L93 168V169L92 170H89ZM132 168H136L135 170H137V171H134ZM158 168H159V171L160 172H158ZM167 168L171 171V173H170V171ZM189 168H190V166H189ZM210 168H213V167H210ZM227 168H225V172L227 171L226 170ZM171 169H173V171L175 169H178V171L181 172L180 175H182V176H180V177H182V178H180L178 176L179 173H178V171L175 172L176 170L174 171V173H175L174 175L177 174L176 176H174V178L175 177L176 178L175 179L172 178L173 171ZM237 169H239V168H237ZM237 169H234L235 171L232 170V171H234L232 173L234 174ZM138 170H140V171H138ZM166 170L169 173V175L172 174L170 176V178L168 177L169 175L166 172ZM83 171H86V173H90V171H94V175L93 174H89L88 175V174L85 173L84 175H88V176L85 177L83 175L84 177L81 176L82 177L81 179H79L80 176L75 177V175H77L79 172H83ZM142 171H143V173H142ZM204 171H206V172H204ZM121 172H124V173L123 174H120ZM218 172L219 173H217V175L220 177V175H221L220 170ZM202 173L200 175H202ZM163 174L164 175L166 174V177H168V179L165 176H163ZM228 175H230V174H228ZM33 176H35V177H33ZM195 176H196V174H195ZM132 177H134V179L132 180V183L131 182L129 183V181H131L130 179ZM137 177H142V179H136ZM159 177L160 178L162 177L164 179V181L167 182V185L168 186L165 184V182L162 181L163 180L162 178H161L162 179L161 180L162 182L160 180L157 181L159 179ZM177 177H179V178H177ZM196 177L197 178H200L198 176H196ZM85 178H87V179H85ZM112 178H109L108 177V179H112ZM191 179L194 180V176H193V178L191 177ZM234 179H236V180H234ZM87 181H89V182H87ZM127 181H128V183H127ZM153 181H155L156 183H159L160 182V183L166 185L167 187H169L170 183H173L172 184L173 187H176L178 184H181L179 186H181L182 189H179L178 188V190L181 191L182 194L181 193H179V194L177 193V196L179 195L178 197L175 195L180 200L182 199L183 195L185 196V199H183L184 202H182L180 204L181 206L180 205H177L178 204L177 202L180 203V201H178L179 199L176 200L177 198L174 197V194L173 195L171 194V193L174 192V190H172V192H171V191H169L170 188L168 189V188H166V186H165V188L162 187L163 189L162 188L158 189L160 187L159 186L160 183H159V185L157 184L158 186L154 183L158 187V188L155 189V188H153V185H152L153 184ZM168 181H169V184H168ZM90 182L92 184H90ZM182 182H187V183H185V184L182 185ZM193 182H192V184H193ZM33 183H36V184H33ZM113 183H115V182H113ZM113 183H111V184L114 185ZM147 183H149V184H147ZM250 183H252V182H250ZM129 184H132V185H129ZM146 184L147 185H150V186H147ZM221 184H223V185H221ZM231 184L234 185L232 187H234L235 189L234 188H233V190H232V188L230 189V187H231L230 185ZM237 184H239V183H237ZM87 185L89 187H87ZM135 185H137V186L135 187ZM140 185H141V187H140ZM40 186H43V188L45 187L43 184H41ZM196 186H197V184H196ZM57 187H59V189H57ZM86 187L88 189H86ZM93 187H94V185H93ZM190 187H189V189H190ZM220 187H221V189H220ZM46 188H48V187H46ZM147 188H148V190L146 191ZM149 188H153V189H150V190H152V191H150V193L148 192L149 191ZM239 188H241V186H239ZM247 188L250 189L251 191H256L257 190V186L255 185V181H254L253 184H249ZM101 189H103L104 192H106V193H101ZM154 189H155V191H154ZM166 189H168V190L166 191ZM192 189L193 188H191V190ZM248 189L247 190L245 189V190L248 191ZM158 190H159V192H161L162 190H165L166 191V194H165V191H162L163 194L159 193L161 195H164L165 197H166V195H168V193H167L168 191L171 192L170 193L171 195L170 194L169 195L171 197L173 196L175 198V201L171 200L172 202H170V200H165V197L162 198L161 195H160L161 196L160 197L158 194H156L158 192ZM202 190H204L202 192L203 194H201V197H199L200 196L199 194L201 193ZM145 191H146V193L148 192L149 195L146 194ZM179 191H177V192H179ZM194 191L195 190H193V192ZM154 192H155L156 195L159 196L158 198H155V197H157L156 195L154 197V195H153ZM193 192H191V193L193 194ZM237 192H239V191H237ZM229 193L227 195H229ZM242 193L240 192V194H242ZM104 194H105V196L108 199L105 196L103 197ZM194 194H196V193H194ZM147 195L148 196H150V195L152 196V198L150 197V199H152V202L149 201L150 199L147 197ZM100 197L101 198H105V199H101L100 200ZM139 197H141V198H139ZM144 197H147L149 200L147 198H144ZM153 198H154V200H153ZM191 198H196V196L191 197V195H189L188 196V199H191ZM106 199H107L108 202L110 201V203H111V204L109 203L110 205L108 204V206L106 205L107 207H109L108 209H107V207L104 206L106 204ZM115 199H116L117 204L116 203H113V202H115ZM140 199H143L145 201L140 200ZM146 199H147L148 202L146 201ZM262 199L264 200V196L262 197ZM57 200H59V201L57 202ZM103 200L105 201V204H104V201ZM111 200L113 202H111ZM183 200H181V201H183ZM187 201H189V202L188 203H185ZM166 202H170L169 203L170 204V209H171V207H175L176 205H177L176 208L178 206L182 208V206L184 205L183 209L180 208L179 211L180 210L186 211V210L191 209V208H192L193 211L190 210L191 213L189 212V214L187 215L183 211H182L183 213L179 212L178 211V208L179 207H178L176 211H178V213H180L182 217H181V219H179L180 217H178V216H180V214H178L177 219H176V215L177 214L176 213L173 214L174 211H175L174 208H172L174 211H169L168 210L169 204L168 203L166 204ZM173 202H174V205L175 206L173 204H171ZM235 202L236 201H234V200L233 201L230 200L229 202H227V205H225V206H228V205H230V206L231 205L232 206L233 205H236ZM183 203H185L187 205L186 207L188 209H185L186 207H185V204H183ZM190 203H192V204H190ZM100 204H101L102 208L100 207ZM112 204H115L117 206L112 205ZM160 204H162V205L166 204V205H164L165 208L168 207V208H166V210H168L166 212H167V214L170 213V215L173 216V218H170L171 216L169 217V215H168V218L167 217L162 218L160 216V215H163L162 212H160L161 213L160 215L159 214H157V215L155 214V211L159 210V207H157V206L160 205ZM188 204H189V207H188ZM190 206H191V208H190ZM230 206L225 207V208L227 209ZM103 207H105L106 210ZM235 207L236 206H234L233 208L230 207V210H231V208L234 209ZM102 209H104V211ZM124 209L125 210L127 209V210L124 211ZM155 209H157V210H155ZM122 210H123V212H122ZM225 210L224 211L222 210V213H224ZM230 210H227L226 212L228 213V211H230ZM97 211H99V212H97ZM128 211H130V212H128ZM95 212H97V213H95ZM131 213H133L132 216H131ZM157 213H159V212H157ZM198 213H200V210H199ZM207 214H208V211H207L206 215ZM236 214H237V217L236 218L234 217L233 219L231 217H229V214H227L228 216L218 215L217 216L218 218L215 217V220L214 219H211L212 222H215V223L214 224H211L210 223L211 225H209L208 228L205 226L206 229H207L206 230L204 228V230H203L204 233L207 235V237L206 236L205 237L207 239H211V238H213V239L218 238L219 239V237L221 236V241H220V243L217 244L218 246L220 244L219 248H218V246H215L216 244H214L215 247L213 246L214 248L217 247L215 249L216 251H218L220 249V251L223 253V255H221V256L224 257V259H221V261L224 260V262H225V260H226L225 258H228V261L226 260L227 262H229L231 260L230 263L232 262L233 264H235V260H236L235 258H237V260L241 261L242 260V257L244 256V258H246V261H247V259L249 261L250 260L251 261L253 260L252 264L253 263L254 264H258L260 261H262L260 259L263 258L262 256L264 255V247L259 246V245L255 244L254 242L251 243L249 241V238L250 237L247 238V239H245V240L244 239L241 240L240 238H237V237H234V236H237L236 235L237 234L236 232H238L240 234V233L246 231L247 229H251V230L253 229V231H254V230L259 229L260 226H264V205L259 206L257 209H254L251 213H248L247 215L244 212H242V211H238V212H236ZM185 215H187V216H185ZM194 215H196V216H194ZM149 216L152 217V218H150V220H148ZM221 216H224V217H221ZM156 217L159 218V219H161V225L158 224L157 227L155 226L157 223L155 221H153L154 219H156ZM207 217H209V222H211L210 216H207ZM212 217H213V215H212ZM206 218H204V219H206ZM229 218H231V219H229ZM28 219H29V210H28V208L25 211L19 209V212L17 214H15L14 212L12 213L11 211H8L7 214L6 213H3V212H0V237L3 234V233H1V228L4 227V226H7V228L11 229L9 232H10V234H11L12 237H14L16 239H20L22 241H25L26 243L32 239L33 240V243H32V241H30L31 244L27 243L28 244L27 247L30 246L31 248L34 249V247L37 248V246H38V248H39V245L36 244L38 241L35 239V236L32 237L30 235V234H32V231L31 230L30 231L28 229L26 231H17L16 230V227L19 224H26V223H28ZM94 219H95V221H94ZM36 221L39 224H37ZM151 221L153 222L152 224H154V223H156V224L155 225H152L151 224ZM36 224L38 225L37 227L35 226ZM177 225L175 223V226L172 229H175V227ZM179 226H177V227H179ZM207 226H208V224H207ZM112 228L113 229H116L117 230V233L116 232L112 233V231H111ZM168 228H166V229H168ZM55 229H56V231H55ZM169 230H167V231H169ZM68 231H70V230H68ZM125 232H128V233H125ZM70 233H68V234H70ZM163 233H165V232H163ZM65 234L67 236H69L67 233H65ZM115 234H116V236H115ZM201 234H203V233L201 232ZM218 234H219V236H218ZM258 234L259 233L255 231V235H253V236H258ZM117 236H119V237H117ZM253 236H251V238ZM68 238H70V237H68ZM231 239H232V241H230ZM34 240H36V241H34ZM55 240H57V239H55ZM81 240H84V241L81 243L80 242ZM235 240H236V242H235ZM61 241H63L64 243L61 242ZM96 241H97V243H96ZM237 241L239 242V244H237L238 243ZM51 242H53V243L51 244ZM115 242H114V244H115ZM232 242H234V243H232ZM111 244H112V247L113 248H114V246L116 248V245L113 246V243H111ZM140 244H141V246H140ZM195 244H197V245H195ZM233 244H235L236 246L235 245L233 246ZM47 245H45V246H47ZM11 246H14L15 247L14 244H12ZM119 246L121 248L122 245H119ZM137 246H139V247L137 248ZM188 246H186V248H188V249H191L194 246H195L194 248H196V246L197 247L200 246V243L199 242L198 243H191V246H189V247ZM0 247H1V244H0ZM8 248H9V246H8ZM25 248H26V246H25ZM113 248H111V249H113ZM9 249L10 250L7 251V253H6L8 255V259H13L14 258V255L15 256L18 255V254H16L17 253L16 251H18L17 249H15V248H12L11 249V247ZM59 249H61L60 246H59ZM174 249L176 251H177V249L179 250V248H177V247H174L172 250H174ZM27 250H28V248H27ZM116 250H118V247H117ZM127 250H128L127 248L122 249V253L123 252L128 253ZM47 251H46V254H47ZM128 251H130V250H128ZM20 252H19V254H20ZM54 252H56V251H54ZM108 252H110V251H108ZM134 252L135 251H133V252L130 251L127 254V256H129V254H130L129 257H131V253L135 254V258L131 257V259H133V260H130V258H129V261L130 262H128V260H126L125 263H121V264H147L148 263V260H150V263L151 262L153 263V260L154 259H151L150 258L151 255H148V254H145V253H142L141 254L139 252V250L137 252H139L141 255L139 253H138L139 255H137L136 252L135 253ZM48 253H50V251ZM51 253H53V250L51 251ZM111 254H113V253H111ZM248 254H249V256H248ZM44 255H45V253H44ZM44 255L41 257L42 260H44L43 259ZM47 255H49V254H47ZM143 255L144 256L146 255V257H147L148 260H145L146 257H144ZM147 255L150 256V257L148 258ZM204 255H205L204 258L208 257V259H210L212 257V255H213V251L212 250H207V251L204 250ZM0 256H1V254H0ZM40 256L41 255H39V259L41 260ZM141 256L143 257L142 259H140ZM46 257H44V258L46 259ZM1 258H4V257H1ZM18 258H17L16 263L19 260H20V263L21 264H27L28 263L27 262V260H28L27 257H26V259L21 258L19 260H18ZM179 260L180 259L174 260V261L171 260V263H167V264H189L188 262L185 263L186 262L185 260H184V262L183 261H179ZM25 261H26V263H25ZM145 261H147V263ZM239 261H238V263L241 264L242 262L240 263ZM242 261L244 262L245 259L242 260ZM255 261H257L258 263L257 262L255 263ZM59 262H61V263H59ZM117 262H119V261H117ZM227 262H225V264ZM85 263L88 264V261L86 260ZM115 263L116 262H114V259H110V258L103 259V261H102V264H115ZM18 264H19V262H18ZM242 264H245V263H242Z\"/></svg>","mask_w":264,"mask_h":264}]
</instances>
